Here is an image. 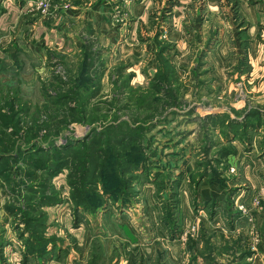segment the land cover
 <instances>
[{
  "label": "rangeland",
  "instance_id": "rangeland-1",
  "mask_svg": "<svg viewBox=\"0 0 264 264\" xmlns=\"http://www.w3.org/2000/svg\"><path fill=\"white\" fill-rule=\"evenodd\" d=\"M162 59L174 75L158 92ZM7 99L47 125L23 147L119 149L141 129L154 156L147 176L126 175L125 204L98 185L102 205L76 208L70 171L52 178L58 202L41 208L33 249L7 208L41 185L10 197L0 183V264H264V0H0ZM255 113L237 136L207 120ZM224 148L235 153L219 159ZM215 170L223 184L206 181Z\"/></svg>",
  "mask_w": 264,
  "mask_h": 264
},
{
  "label": "trees",
  "instance_id": "trees-1",
  "mask_svg": "<svg viewBox=\"0 0 264 264\" xmlns=\"http://www.w3.org/2000/svg\"><path fill=\"white\" fill-rule=\"evenodd\" d=\"M162 63L169 67L165 59H162ZM168 69L169 74H163L157 78L158 83L154 88L158 89V92H161V84L168 81V76L174 75V71L172 72L170 67ZM22 115L23 111L16 108L11 99L5 100L0 105V183L5 194L10 197L16 196L19 190L26 189L27 183L41 185L38 196H35L36 201L28 199L30 203L23 210L16 207L7 208V212L15 219L22 220L23 223L28 221L30 224L29 238L27 239L30 249L38 247L39 243H36V239L42 237L39 232V228L42 226L40 223L41 208L58 202L56 194L52 195L49 181L63 170L70 171L69 182L75 193L72 195V200L75 202L76 208L93 210L94 206L91 204L94 200L95 206L102 205L101 196L95 192L98 185H101V190L105 195H110L109 197L113 199H121L125 204V200L130 198V193L126 191L129 186V182L125 178L126 175L139 176L135 174L143 170L147 176L153 168L149 159L154 155L147 153V146L142 145L144 138L141 137L143 131L141 129L126 131L123 134L125 138L121 139L117 145L119 149L113 148L111 144H106L91 153L85 141L82 140L80 143L68 141V137L65 138L64 145L51 144V147H47L49 149L46 148L48 145L38 146L36 142L26 148L23 147L25 145L23 143L29 144L40 139V134L45 133L47 125L33 124L29 126ZM246 118V121L241 122L229 120L226 117L218 123L216 117L210 116L207 120H209L208 124L228 126L227 128L237 136L241 132L243 123L251 124L249 120L259 121L260 117L258 113H255ZM253 125L252 122L251 126ZM132 133L139 134V136L131 135ZM138 138L142 143L136 140ZM80 148L82 152L79 154ZM84 149L89 152V155L83 152ZM116 150L120 153L121 161L110 163V156H118V153L114 152ZM233 153L235 150L224 148L218 151V156L219 159H227ZM40 174L45 176V181L41 184ZM155 176H159V174L155 173ZM206 179L208 184L224 183L216 170L211 171L210 176ZM13 201L16 200L13 199ZM37 214L38 216H36ZM40 243H43L45 247V241ZM39 249L43 250V247H39Z\"/></svg>",
  "mask_w": 264,
  "mask_h": 264
}]
</instances>
